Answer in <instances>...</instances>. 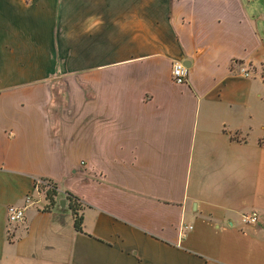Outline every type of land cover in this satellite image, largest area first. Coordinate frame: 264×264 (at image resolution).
Instances as JSON below:
<instances>
[{
    "label": "crops",
    "instance_id": "1",
    "mask_svg": "<svg viewBox=\"0 0 264 264\" xmlns=\"http://www.w3.org/2000/svg\"><path fill=\"white\" fill-rule=\"evenodd\" d=\"M263 59L258 0H0V264H264Z\"/></svg>",
    "mask_w": 264,
    "mask_h": 264
},
{
    "label": "built area",
    "instance_id": "2",
    "mask_svg": "<svg viewBox=\"0 0 264 264\" xmlns=\"http://www.w3.org/2000/svg\"><path fill=\"white\" fill-rule=\"evenodd\" d=\"M239 72L242 76L248 77L249 72L243 68H239ZM189 68L185 65L184 61L177 60L172 64L171 77L174 83L182 85L188 80ZM47 185L48 182H39ZM26 204H30V198L26 197ZM25 218V207L9 206L7 208V222L8 224H16L22 222ZM242 222L248 225H253L258 222V214L256 212H250L242 216Z\"/></svg>",
    "mask_w": 264,
    "mask_h": 264
},
{
    "label": "trees",
    "instance_id": "3",
    "mask_svg": "<svg viewBox=\"0 0 264 264\" xmlns=\"http://www.w3.org/2000/svg\"><path fill=\"white\" fill-rule=\"evenodd\" d=\"M40 191H44L45 198L48 200V206L56 203L55 197L57 196V186L56 184L48 181L47 185L36 183ZM63 197L66 200L67 209L70 211L73 217V225L76 232H83V216L82 210L84 204L80 198L74 195L70 191L63 192Z\"/></svg>",
    "mask_w": 264,
    "mask_h": 264
},
{
    "label": "rangeland",
    "instance_id": "4",
    "mask_svg": "<svg viewBox=\"0 0 264 264\" xmlns=\"http://www.w3.org/2000/svg\"><path fill=\"white\" fill-rule=\"evenodd\" d=\"M258 3H259V5L261 7L264 6V0H258ZM263 63H264V59H263ZM257 71L259 72V74L255 75L256 74V70L253 69L252 74L255 75L254 78L256 79V82L258 84H260V86H262V88H264V79L261 78V75H264V64ZM255 103L264 104V97L259 102H255ZM42 192H44V191H42Z\"/></svg>",
    "mask_w": 264,
    "mask_h": 264
},
{
    "label": "water",
    "instance_id": "5",
    "mask_svg": "<svg viewBox=\"0 0 264 264\" xmlns=\"http://www.w3.org/2000/svg\"><path fill=\"white\" fill-rule=\"evenodd\" d=\"M185 63V65L188 67L189 66V63L188 62H184ZM59 205L62 207V208H64V206H65V200H60V202H59Z\"/></svg>",
    "mask_w": 264,
    "mask_h": 264
}]
</instances>
